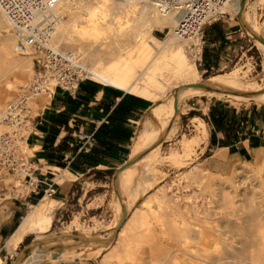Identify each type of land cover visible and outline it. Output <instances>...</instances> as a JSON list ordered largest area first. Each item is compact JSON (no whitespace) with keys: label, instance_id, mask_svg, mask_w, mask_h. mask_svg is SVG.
<instances>
[{"label":"bare ground","instance_id":"bare-ground-1","mask_svg":"<svg viewBox=\"0 0 264 264\" xmlns=\"http://www.w3.org/2000/svg\"><path fill=\"white\" fill-rule=\"evenodd\" d=\"M241 1L230 0L226 10L232 9L239 15V22L246 29L247 35L264 52V38H261L262 42L256 40L260 38L258 32L256 33L258 30L250 24L248 11H244L246 0L243 9L240 6ZM261 1L264 3V0ZM55 12L58 19L50 42L54 50L58 51L55 45L65 46L77 58L90 61L91 66L88 68L83 61H78L89 78L101 85L152 103L148 119L143 122L133 140L130 159L142 155L140 162L150 161L155 158L154 155H158L160 143L170 140L175 134L174 121L178 105L182 101L207 95L223 98L226 96L231 99L232 104L249 99L264 103V79L259 85H242L237 74L230 72L209 79L205 83L208 89L193 86L198 84L196 80L199 73L195 65L189 63L185 51L177 42L187 44L190 48L195 46L194 51L192 50L194 57L199 56L200 44L193 38L190 41H181L175 37L173 30L179 18L176 13L159 14L146 0H58ZM65 14L70 17L68 21L63 19ZM8 26L11 29L6 14L0 8V30ZM167 28L169 33L162 40L151 33ZM11 32L13 33L12 29ZM0 58L4 60L6 68L12 72L15 80L23 82L31 78L32 52L29 49L19 50L15 34H8L0 39ZM173 81L181 82L180 86L176 87L178 91L164 99L167 97L166 93L173 89ZM4 84L6 89L12 85L7 79ZM2 95L0 94V127L5 130L3 118L6 99ZM201 126L203 137L196 140H180V152L170 153L167 159L180 166L181 158L192 155L207 135L203 122ZM23 151H26L24 145ZM143 152L146 153L145 157L141 154ZM252 156L254 163L264 161V150L255 152ZM215 158L221 161L224 156L218 153ZM136 163L114 177L120 202L117 223L123 212L127 213L131 203H135L136 195L128 193L135 175L132 169ZM69 177L59 176L55 180L61 184L64 178ZM193 185L201 189V192L204 190L205 194V190L208 191L212 183L193 182ZM164 197L163 195L161 198ZM243 197L246 202L241 201L238 207L229 194H223L218 208H215L217 211L220 209L219 212H210L203 207L201 212L195 204L186 205L183 210L178 202L173 203L172 210L169 209L173 214L172 224L170 228L166 223L161 224L159 231L162 239L170 240L172 264H264V193L256 195L251 190L249 196ZM54 202L51 199L45 202L43 198L37 205L30 207V211L5 243L8 252L15 251L29 235L35 234L34 241H39L48 234L53 221ZM79 238L81 241H87L88 236ZM161 243L160 247L164 246ZM46 251L33 244L16 264H38L41 260L38 255ZM161 251L160 254L164 253L165 248ZM0 264H3L1 258Z\"/></svg>","mask_w":264,"mask_h":264},{"label":"rangeland","instance_id":"rangeland-1","mask_svg":"<svg viewBox=\"0 0 264 264\" xmlns=\"http://www.w3.org/2000/svg\"><path fill=\"white\" fill-rule=\"evenodd\" d=\"M244 8V11H248L247 14L249 17H251L250 24L255 26L256 28H254L258 30L256 31V33L258 32L257 35L260 38H264V3H262L261 0H246ZM238 17L239 15L235 14L231 9L226 10V16L221 20L231 19L232 21L236 22L237 19L239 20ZM69 18L70 17L65 14L63 19L68 21ZM241 20H243V17H241ZM242 30L244 32V36L242 38L244 40L243 50L238 52L237 57L230 66L224 68L222 71H214L212 73H203V67L199 66L201 45H199V56L194 57V50L192 47L190 48L187 44L183 45V43L180 41L177 42V44L182 47L183 51H185L184 53L187 56L189 63L195 65L199 73V78L196 80L197 83L205 84L214 76L234 72L237 74L239 82L242 85L261 84L262 79H264V52H262L256 43H254L253 39L247 35V31L243 26H241V31ZM151 33L153 36L159 35L158 39L162 40L169 33V28L164 29L163 31L154 30ZM8 34L14 35V33L11 32L9 26L0 30V39ZM55 46L58 47V51L61 53H70V51H68L69 49L63 45ZM77 61H80V63L83 61V64L87 68L91 66L90 61L87 59H80L79 57L77 58ZM32 76L33 67L30 74V79L27 78V81L25 80L23 82L15 80L13 78L12 72L6 68L4 60L0 58V94H3L2 96H4L6 99V106L8 102L16 97V95L20 94L21 87L25 86L26 83L28 84L31 81ZM5 79L12 83L9 89H6L5 87ZM89 81L107 91H113L119 95H129L114 88L101 85L91 78H89ZM180 84L181 82L177 81L171 82L173 89L166 93L165 96L167 97H164V99L168 98L172 93L178 91V88L176 87L177 85L180 86ZM4 93L7 94L5 95ZM230 101L231 99H228L226 96L223 98L206 95L198 98H190L179 103L177 117L174 121V136L170 140L162 141L160 143L158 147V155H154L155 158L153 160L141 162L137 161L136 166H134L132 169L135 172V175L129 187L128 194L131 193L136 195L135 203H131L127 209L128 211H126V220L118 232V237V234L115 233V229L119 223V221L117 223V215L120 208V202L118 200L119 193L117 187H115L113 178L116 176L117 170H119L121 166L127 161L131 160L130 154L133 140L135 139L136 134L142 128L141 126L143 122L146 120V118L148 119L149 110L144 112L142 117L135 123H126L130 125V127L123 126L125 132L120 137L121 141L118 143V147L115 149L117 161L113 165L114 169L111 171V174L106 175V177L100 179V181L97 180L95 183L92 181L95 179V176H92V178L89 179L83 177L80 181L82 183L87 182V184L84 185L85 190L92 188V191L89 194H85L84 198L81 199L76 205L72 203L71 209L67 212L61 210V208H59V204L54 202L52 225L48 234H46L41 240H45L46 237L47 239H53L59 235L62 236L69 233L77 234L79 236L87 235L88 238L91 237L94 239L104 238V241L98 242V252L94 253V255L98 256L97 261L99 264H172V253L170 250L171 245H169L171 244L169 242L170 240L168 238L166 240L162 239V237H160L159 231L160 225L163 223H166V226L170 228L173 220V214L171 212L173 203L178 202L181 206V209L183 210H185L186 205L191 206L192 204H195L200 208L199 211L208 209L210 212H219L220 209L217 211L215 208H218L223 194H229L234 203H236L235 205L240 207L241 201L246 202V199L243 197V195L249 196L251 190H253L256 195H260L261 192L264 193V161L254 163L255 161L252 160L249 163L231 168L225 173L214 174L208 172L203 165H200L202 160L205 158V152L199 153V151H196L197 148H195L194 152L189 157L181 158L180 166L175 165L173 162L167 159L170 153L180 152V140H196L203 137V129L201 126V122L203 121L198 118H194L192 121H190L189 113L191 112L197 113L201 116L200 118H206L208 107L212 104L221 103L222 105H226L230 109H235L241 113H244L245 111H251L253 108L257 109V112L255 111V117L257 116V119L261 114L264 115V105H262L264 103L262 102L249 99L232 104ZM49 102L50 98L47 95L40 94L35 97L31 106L32 118H34V120L37 119L36 117L38 116L39 110L44 109L49 104ZM192 102L194 105H191ZM262 120H264V118H262ZM67 125V129H69L72 134L73 129H75V125H78L79 128L82 126V130L84 132H90L89 130H92L91 127L94 124L86 120L83 125H80L76 122H71ZM2 130L4 129L0 127V131ZM30 130H33V125L31 126ZM30 135L31 132L29 136ZM29 136H27V138ZM74 139L75 138H70V142L67 144L70 150H78V148L83 146V143L78 144V142ZM24 148L26 150L24 151V158L27 160L25 161L24 169L31 172L32 181H43L45 177V165H43L41 170L42 174L37 176V173H39L38 168L35 165H30L31 161L29 157L32 156V151L26 146V144H24ZM87 148V145L84 146L83 151ZM141 154L144 155L143 157L146 155L145 152ZM50 171L53 174L49 175L48 177L52 179L53 183L56 184L55 179H57L56 177L61 173V170H55L52 168ZM24 175L25 174L22 172L15 175L12 173H3L1 175L0 222L3 218L1 208L6 202L16 203V206L21 207V214L23 218L30 211V207L37 205L41 199L45 198V202H48L50 199L52 200V197L44 195L43 193L38 201H34V203H27L29 196L35 194L31 192L32 188L28 187L29 179H24ZM208 181L212 183V186L208 189V191H206L207 189L205 190V194L203 192L204 190L201 192V189L199 190L196 185H193V182L200 183ZM125 193L127 194V191ZM163 195L165 197L162 199L161 197ZM258 200L259 199H257V201ZM262 201H264V199H262ZM210 202L215 204L209 205L208 203ZM20 204H22V206H20ZM201 207L204 209H201ZM87 231L89 232L87 233ZM35 238V234L29 235L13 252H8L6 246L0 244V258L3 261V264H12L16 254L22 249V247ZM163 241L166 242L163 243ZM70 243V245H74L73 242ZM160 243L164 245L161 247L165 248V252L162 254L160 253L164 250L161 251L162 248L160 247ZM60 245H62L60 242H55L39 247L43 248L44 251H47L44 252L45 255H38L42 260H40L38 264L51 263V259L57 255ZM68 254L69 253H65L64 256L60 257V259H68L70 256V254ZM88 256H90V254L83 253L80 254L78 258L80 261H82Z\"/></svg>","mask_w":264,"mask_h":264},{"label":"crops","instance_id":"crops-1","mask_svg":"<svg viewBox=\"0 0 264 264\" xmlns=\"http://www.w3.org/2000/svg\"><path fill=\"white\" fill-rule=\"evenodd\" d=\"M243 36L244 32L243 30L241 31V24L238 19L236 22L231 19L220 20L204 27L199 59V66L203 67V73L222 71L230 66L237 57L238 52L243 50ZM155 37L159 38V35ZM76 96L86 99L87 102L78 99L73 101ZM126 96L125 94L119 95L100 87L96 88L87 83H81L75 97H70L71 99L60 91H56L50 97L49 104L44 109L39 110L37 119L32 124L31 135L26 141V146L32 151V156L29 157L30 165H35L39 170L37 176L42 174L41 170L43 165H45V177L43 180L45 185H40L38 194L29 196L27 203L38 201L36 196H42L43 190L45 189L46 191L51 186L53 193L50 197L59 204L61 210L67 212L71 209L72 203L76 205L84 198L85 194H89L92 191V188L85 190L84 185L87 182L82 183L80 181L83 177L89 179L95 176L94 173L96 172L103 173L114 169L113 165L116 163L117 158L111 152L97 157L95 154L89 153L91 147L84 151L82 147L75 152L67 150L69 149L67 144L70 142V138H75V131L73 130L71 134L70 130L65 129V126H60V119L63 120V117L67 118L70 115L68 124L76 122L80 125H83L88 120V122L94 124L91 129L96 131L102 124L101 122L107 117H113L117 107H120L118 116L123 120L125 127H130L126 123H135L139 120L142 114L149 110L152 103L137 97V100H131ZM191 105H194V103L192 102ZM213 105L208 107V112ZM224 106L229 108L226 105ZM72 109H74L73 114L70 112ZM190 109L193 110L192 108ZM235 111L238 113L237 110ZM255 111L257 112V109L254 108L251 111H245L240 115V117L245 116L244 120L238 117L234 126L227 122L226 127H229L227 131L218 132L205 122V119H208V112L206 118H200L201 116L189 117L190 121L198 118L205 124L207 135L196 149L199 153L205 152V158L200 165H203L210 173H225L231 168L251 162L253 160L252 155L255 152L264 150V120H262L264 115L261 114L257 119V116H254ZM75 128H79V126L75 125ZM79 129L82 130V126ZM78 144L82 143L78 142ZM50 149H56L57 152L54 155L64 165L63 168L49 164L47 155L51 154ZM95 149H97L96 144L94 146ZM82 153L89 154L90 162L75 168L72 162L78 154ZM218 153L223 154V160L218 161L215 158ZM94 160H98V162L94 163ZM52 168L61 170L57 177H66L67 175L70 177L64 178L61 184L57 182L55 184L48 177L53 174L50 171ZM92 181L94 183L97 182L95 179ZM1 209L3 218L0 222V244L5 245L6 240L14 233L22 219V209L16 206V203L10 202H6ZM67 235H70V233ZM77 236L78 239L68 237L59 241L62 245L59 246L58 253L54 256L57 259L53 257L49 264H99L97 261L98 256L94 255V253L98 252V242L84 243L79 238L81 236ZM88 239L94 238L89 237ZM70 242H73L74 245H70ZM65 253H69L71 257L69 256L66 260L60 259ZM83 253L90 254V256L80 261L78 256Z\"/></svg>","mask_w":264,"mask_h":264},{"label":"built area","instance_id":"built-area-1","mask_svg":"<svg viewBox=\"0 0 264 264\" xmlns=\"http://www.w3.org/2000/svg\"><path fill=\"white\" fill-rule=\"evenodd\" d=\"M159 14L176 13L177 26L173 33L179 40L192 38L202 46L204 27L220 21L226 16V5L230 0H146ZM58 0H0V8L6 14L13 33L17 36L19 50L32 52L33 76L29 84L21 87L6 106L0 132V177L3 173H24L28 178L31 192L38 194L39 184L44 181H32L31 172L24 169L23 145L31 132L32 103L37 95L49 98L60 91L68 97H75L79 85L89 81L88 75L80 67L77 56L61 53L52 48V33L56 25ZM194 48L195 46H191ZM37 118V117H36ZM107 124L106 118L101 122ZM75 138L90 148L94 143L93 133L82 130ZM44 195L51 196L52 187Z\"/></svg>","mask_w":264,"mask_h":264},{"label":"trees","instance_id":"trees-1","mask_svg":"<svg viewBox=\"0 0 264 264\" xmlns=\"http://www.w3.org/2000/svg\"><path fill=\"white\" fill-rule=\"evenodd\" d=\"M83 83H87L92 85L93 87H98L97 85L91 83V81H85ZM80 86V85H79ZM101 88V87H100ZM129 97L131 100H137L136 97L133 96H126ZM69 99H71L69 97ZM82 100L86 101L84 98H80L76 96V100ZM119 106V105H118ZM120 107H117V111L114 112V116L110 118H106L107 124L102 123L96 131H90V132H84L87 134L93 133V138H94V143L92 144L90 148V152L92 154H95V156H104L107 152L113 154V156L116 157L115 155V149L118 147V143H120L121 139L120 137L122 134L125 132V129L123 128V120L118 116ZM71 114L74 113V109L70 110ZM242 113L238 112L236 113L235 110H230L229 108H226L224 105L221 103H216L213 106L209 108L208 112V119H205V122L208 123L210 126L213 127L215 131H227L229 127H226L227 122H230L233 126L236 123V119L240 117ZM194 116H200L197 113L191 112L189 113V117H194ZM255 116V114H254ZM241 120L245 119V116L240 117ZM70 120V115L67 118L63 117V120L60 119V126H65V129L68 128V121ZM69 130V129H67ZM75 133L80 130L79 128L73 129ZM77 142L82 143L81 141L77 140L76 138L74 139ZM95 144L97 145V149L94 150ZM68 147V146H67ZM79 149V148H78ZM66 150V149H65ZM70 150V149H67ZM66 150V151H67ZM77 149L71 150V152H75ZM49 155H47V161L51 165H55L58 167L63 168V164L59 161V159L54 155L56 153V149H50ZM89 154H78L74 161L72 162L73 166L75 168H79L80 165H84L85 163H89ZM98 162V160H94V163ZM95 174V180L100 181V179H103L106 175L111 174V170L104 171L103 173H94ZM41 197V195L38 197V199Z\"/></svg>","mask_w":264,"mask_h":264},{"label":"water","instance_id":"water-1","mask_svg":"<svg viewBox=\"0 0 264 264\" xmlns=\"http://www.w3.org/2000/svg\"><path fill=\"white\" fill-rule=\"evenodd\" d=\"M244 1L245 0H242L241 1V9H243V4H244ZM256 40L258 41H261L262 42V39L261 38H256ZM194 87H199V88H203V89H208L209 87L205 84H200L198 83L197 85H193ZM210 90V89H209ZM141 156L142 155H138L136 157H134L133 159L127 161L124 165L121 166V168L119 170H117L116 172V175L117 173L121 172L123 169L133 165L134 163H136L137 161H139L141 159ZM114 180V178H113ZM125 219H126V214L125 212H123L122 214V217L115 229V233L117 234L118 231L120 230L121 226L123 225V223L125 222ZM68 237H71V238H75V239H78V236L76 234H70V235H62V236H58L56 238H53V239H45V240H39V241H34V239L29 242L28 244H26L25 246L22 247V249L16 254L12 264H16V262L18 261V259L21 257L22 254L24 253H27L30 248L33 247V244H35V246L37 247H40V246H45L46 244H50V243H55V242H59L63 239H66ZM101 241H104L103 239H87V241H84V243H90V242H101Z\"/></svg>","mask_w":264,"mask_h":264}]
</instances>
